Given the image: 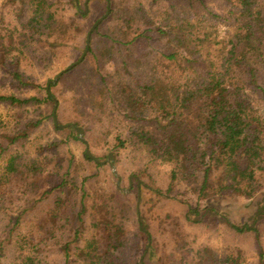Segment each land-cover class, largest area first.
Returning <instances> with one entry per match:
<instances>
[{
  "label": "trees",
  "instance_id": "obj_1",
  "mask_svg": "<svg viewBox=\"0 0 264 264\" xmlns=\"http://www.w3.org/2000/svg\"><path fill=\"white\" fill-rule=\"evenodd\" d=\"M153 2L163 4L154 14L117 16L115 20L121 21L119 33L109 35L110 43L106 42L113 54H121L123 51H116L118 47L132 52L141 50L144 43L159 41L155 54L143 53L136 59L138 65L134 69L141 68L142 74L134 80L129 75V79H120L112 87L104 85L105 76L98 74L102 85L98 94L104 101L99 109L108 103L120 117L118 148L141 150L148 164L170 167L169 193L186 184L199 200L220 195L255 197L264 182V0ZM215 3L223 8H214ZM5 4L20 15L15 25L0 29V73L6 72L18 83L29 85L21 71V54H31L32 47L41 41L48 44L46 51L58 49L71 39L73 30L58 12L60 1L6 0ZM26 9L31 10V16L24 21ZM110 15L111 18L116 15L115 9ZM129 55L126 52L125 58L133 59ZM46 98L54 100L48 92ZM0 103L22 108L39 100L0 95ZM43 123L32 121L16 134H5L8 146L3 148L0 144V162L9 146L27 138L29 132ZM80 123L68 125L70 132H75L74 127ZM84 157L94 161L86 152ZM43 172L36 159L23 163L11 156L0 176V196L3 183L20 175L28 182L29 195L35 197L33 206L45 205L51 191L42 190L36 182ZM87 181L88 178L82 181L83 196L76 214L80 228L87 213L84 200ZM65 183L63 180L61 187ZM72 188L76 189V185ZM106 197L111 208L98 214L97 224L94 219V235L78 254L82 264H126L120 260L125 226L116 212L119 202L113 192ZM65 204L63 198L55 201L52 212L55 221L65 216ZM210 211L218 213L213 208L206 210ZM188 215L197 218L200 211L190 208ZM263 218L264 200L251 222L227 224L235 233L255 238L259 264H264L259 223ZM20 221L21 217L15 227ZM80 228L75 230V241L82 235ZM51 233L50 226H44L41 233L29 230L21 235L15 245L16 264H45L41 245ZM4 251L0 246V260ZM200 255L201 264H239L233 257L208 261L211 255L208 251Z\"/></svg>",
  "mask_w": 264,
  "mask_h": 264
},
{
  "label": "rangeland",
  "instance_id": "obj_2",
  "mask_svg": "<svg viewBox=\"0 0 264 264\" xmlns=\"http://www.w3.org/2000/svg\"><path fill=\"white\" fill-rule=\"evenodd\" d=\"M5 1L0 0V29L8 27V24L15 25L20 15L15 13L14 7L7 6ZM54 1L61 2L58 12L73 30L71 39L62 47L48 51V44L41 41L32 47L31 54H21V71L24 82L29 85L18 83L6 72L0 73V95H13L20 99L35 97L39 100L33 106L22 108L0 103L2 147L8 146L5 134H16L32 121L44 122L41 127L29 132L27 138L7 148L0 162V176L11 156L23 163L36 159L44 170L36 182L42 190L51 191L45 205L34 207L32 202L35 197L29 195L28 182L24 177L15 175L3 183L0 196V246L5 251L0 264H16L18 255L15 245L19 237L29 230L41 233L44 226H50L52 231L41 245L45 264H82L79 251L94 235V219L97 224L98 214L107 213L111 208L109 197H106L110 192L116 194L119 202L116 212L125 226L120 260L126 264H201L199 257L205 251L211 254L208 261L211 258L233 257L239 264H259L255 238L252 235H239L227 224L228 221L235 225L251 222L264 200V182L251 199L220 195L199 200L186 184L178 185L169 193L171 168L148 164V158L141 150L118 148L116 135L120 117L108 103L99 109L104 101L98 94L102 86L98 74L105 76L104 85L109 84L111 87L120 79H129V75L134 80L142 74L141 68L134 69L138 65L136 59L143 53L150 56L155 54L160 43H144L141 50L132 52L118 47L116 51L123 53L113 54L106 42L110 43L107 39L109 35L119 33L121 21L115 18L129 17L132 13L154 14L163 4L153 0H110V13L115 9L116 15L111 18L109 13L94 31L89 53L83 61L70 72L61 75L57 84L50 86L54 100L48 101L46 95L49 82L83 57L88 33L108 8V0H91L86 14L87 0H78V6L76 0L75 5L72 0ZM19 7L20 3L17 9ZM214 8L221 10L223 5L215 3ZM30 16L31 10L26 9L24 21ZM125 51L133 59L125 58ZM55 101L58 102V125L72 126L82 122L75 127L83 128L89 150L102 163L86 160V145L79 139L76 130L70 132L69 126L59 128L56 125L53 117ZM110 154L114 164L109 161ZM69 168L70 173H67ZM114 170L121 179L120 188ZM136 177L141 181L140 190ZM86 178L88 181L84 186V200L87 213L80 228L76 214L83 196L82 181ZM63 180L66 183L61 187ZM73 185H76V189L72 188ZM57 198H63L67 208L65 216L55 221L52 212ZM190 208H197L200 211L199 217L189 216ZM209 208L218 213L206 212ZM20 217V225L15 227ZM259 223L264 249V218ZM76 228H80L82 234L78 241L74 240Z\"/></svg>",
  "mask_w": 264,
  "mask_h": 264
},
{
  "label": "water",
  "instance_id": "obj_3",
  "mask_svg": "<svg viewBox=\"0 0 264 264\" xmlns=\"http://www.w3.org/2000/svg\"><path fill=\"white\" fill-rule=\"evenodd\" d=\"M91 0H87L86 2H85V8H86V10H85V12L84 13H88V11H89V2H90ZM76 2H77V6H78V0H76ZM110 6H111V2H110V0H108V8H107V12H106V14L103 16V17H101L93 26H92V28H91V30H90V32L88 33V38H87V48H86V50H85V53H84V55H83V57L78 61V62H76L75 64H72L71 66H69L67 69H65L63 72H61L53 81H51V82H49V84H48V86H47V92L49 93V94H51V91H50V86L51 85H55V84H57V82H58V80H59V78H60V76L61 75H63L64 73H67V72H70L71 70H73L75 67H77L82 61H83V59L85 58V56L89 53V50H90V45H91V37H92V34L94 33V31L102 24V22H104V20L109 16V13H110ZM55 104H56V107H55V111H54V115H53V117H54V121H55V123H56V125L59 127V128H67L68 126H59L58 125V118H57V107H58V102L57 101H55ZM75 130L77 131V133H78V137H79V139L86 145V155L91 159V160H94L97 164H100V163H102V162H100L99 160H97L94 156H93V154L91 153V151L89 150V145H88V143L86 142V140H85V138H84V130H83V128H80V127H75ZM109 161L112 163V164H114V158H113V156H112V154H110V156H109ZM114 173H115V175L117 176V178H118V188H120L119 187V185H120V181H121V179L119 178V176H118V174H117V172L114 170ZM137 181H138V188H139V190H140V187H141V181L139 180V179H137ZM139 201H140V199H139ZM139 201H138V204H139Z\"/></svg>",
  "mask_w": 264,
  "mask_h": 264
}]
</instances>
